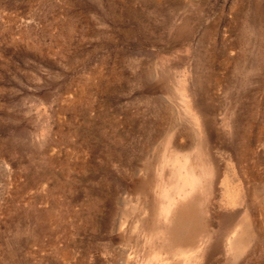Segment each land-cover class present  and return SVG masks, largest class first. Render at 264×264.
Listing matches in <instances>:
<instances>
[{"label": "rangeland", "instance_id": "1", "mask_svg": "<svg viewBox=\"0 0 264 264\" xmlns=\"http://www.w3.org/2000/svg\"><path fill=\"white\" fill-rule=\"evenodd\" d=\"M0 264H264V0H0Z\"/></svg>", "mask_w": 264, "mask_h": 264}]
</instances>
